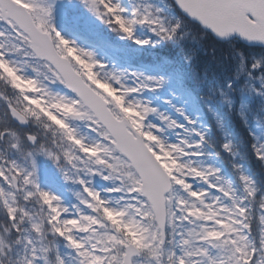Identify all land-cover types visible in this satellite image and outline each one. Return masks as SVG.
I'll use <instances>...</instances> for the list:
<instances>
[{
	"label": "snow or ice",
	"instance_id": "snow-or-ice-1",
	"mask_svg": "<svg viewBox=\"0 0 264 264\" xmlns=\"http://www.w3.org/2000/svg\"><path fill=\"white\" fill-rule=\"evenodd\" d=\"M208 38L181 121L128 53ZM0 264H264V0H0Z\"/></svg>",
	"mask_w": 264,
	"mask_h": 264
},
{
	"label": "trees",
	"instance_id": "trees-1",
	"mask_svg": "<svg viewBox=\"0 0 264 264\" xmlns=\"http://www.w3.org/2000/svg\"><path fill=\"white\" fill-rule=\"evenodd\" d=\"M208 50H209V48H208ZM220 54H221V55H218V56H219V63L222 64V65H224V64H226V62H228V61L225 59V55H226V54H225V51H224V52L221 51ZM238 139H239V137H238ZM242 150H244V149H242ZM249 155H250V153H249ZM223 170H224L227 174H229L230 176H232V170H231V167H230L229 165L225 164V165L223 166ZM232 178L234 179L235 177L232 176Z\"/></svg>",
	"mask_w": 264,
	"mask_h": 264
},
{
	"label": "rangeland",
	"instance_id": "rangeland-1",
	"mask_svg": "<svg viewBox=\"0 0 264 264\" xmlns=\"http://www.w3.org/2000/svg\"><path fill=\"white\" fill-rule=\"evenodd\" d=\"M186 44L189 46V47H195V43L191 42L190 40L189 41H186ZM170 91L168 92V95H167V99H172L171 95H170ZM175 118V117H174Z\"/></svg>",
	"mask_w": 264,
	"mask_h": 264
}]
</instances>
